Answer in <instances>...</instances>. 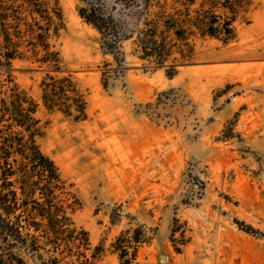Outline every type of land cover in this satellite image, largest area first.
Returning a JSON list of instances; mask_svg holds the SVG:
<instances>
[{
	"label": "rangeland",
	"instance_id": "obj_1",
	"mask_svg": "<svg viewBox=\"0 0 264 264\" xmlns=\"http://www.w3.org/2000/svg\"><path fill=\"white\" fill-rule=\"evenodd\" d=\"M58 1L63 26L51 43L86 95V120L44 109L47 68L30 50L7 62L1 33L0 86L38 104L36 143L66 183L72 221L89 234L90 264H121L113 244L138 227L145 242L134 264H264V0L237 17L229 42L191 38L193 57L173 77L142 60L133 38L116 60L78 0Z\"/></svg>",
	"mask_w": 264,
	"mask_h": 264
},
{
	"label": "trees",
	"instance_id": "obj_2",
	"mask_svg": "<svg viewBox=\"0 0 264 264\" xmlns=\"http://www.w3.org/2000/svg\"><path fill=\"white\" fill-rule=\"evenodd\" d=\"M195 4L196 0H78L77 13L100 33L102 45L116 60L121 61L120 43L133 38L142 60L156 69L166 68L173 77L177 67L193 57L191 38L199 34L229 42L235 37V20L248 12L252 0H202L191 9ZM10 20L18 28L17 43L9 36ZM62 26L58 0L0 1L2 57L7 62L27 59L30 50L34 61L47 68L40 83L44 109L81 122L87 118L86 95L73 75L62 71L60 53L51 43ZM37 108L25 92L14 89L7 94L0 86V264H28L19 252L28 253L36 264H90L89 234L72 221L73 201L66 183L36 143L43 133L40 120L31 116ZM22 132L29 133V139ZM143 242L140 227L131 235L121 234L113 244L121 264H134Z\"/></svg>",
	"mask_w": 264,
	"mask_h": 264
}]
</instances>
